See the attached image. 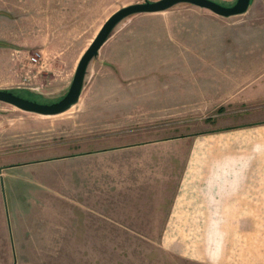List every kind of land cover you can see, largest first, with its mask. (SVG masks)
Listing matches in <instances>:
<instances>
[{
  "label": "rangeland",
  "instance_id": "obj_1",
  "mask_svg": "<svg viewBox=\"0 0 264 264\" xmlns=\"http://www.w3.org/2000/svg\"><path fill=\"white\" fill-rule=\"evenodd\" d=\"M144 1L0 0V89L40 103L61 100L70 87L47 88L32 81L25 83L27 89L17 86L14 58L23 56L28 68L37 69L30 66V58L41 52L40 62L46 56L61 69L66 56L57 53L80 50L82 58L112 14ZM213 1L227 7L237 2ZM249 10L247 23L254 20L232 43L264 48V0H252ZM202 15L219 20L191 5L125 20L91 65L81 102L66 113L40 116L0 103V162L29 164L0 177V232L4 230L6 240L0 244V264H208L185 257L200 252L198 238H191L189 249L165 247L164 232L149 230L152 225L140 214L134 223H97V213L108 217L109 208L102 210L93 198H79L85 189L97 188V157L47 161L50 156L123 145L151 153L156 150L146 147L154 141L201 133L218 120L241 122L232 106L217 117L222 111L218 105L223 100L228 104L233 92L215 86L219 70L205 63L206 42L202 38L195 47L199 37L190 38L189 20ZM241 16L226 19L240 22ZM218 41L215 33L214 46ZM238 67L252 70L243 60ZM199 85L207 86L204 93ZM200 97L204 103L197 102ZM198 107H209L205 116L216 121L206 125L202 113H192ZM181 234L188 237L190 232H171L173 238L166 243L181 242Z\"/></svg>",
  "mask_w": 264,
  "mask_h": 264
},
{
  "label": "crops",
  "instance_id": "obj_2",
  "mask_svg": "<svg viewBox=\"0 0 264 264\" xmlns=\"http://www.w3.org/2000/svg\"><path fill=\"white\" fill-rule=\"evenodd\" d=\"M249 13L250 10L243 14L240 22H230L217 15V23L213 16L207 15L201 18L192 16L189 20L192 23L190 38L199 37L194 42L195 47L203 38L206 42L205 63L219 70L215 86L233 92L228 97V104L223 100L218 105L222 111L217 117H224V108L232 106L240 113L241 122H215L205 116L209 107H198L192 113H202L200 116H205L206 125H209L207 121L215 122V125L210 123L212 127L191 136L154 141L146 149L155 152L133 147L135 145H123L47 159L48 162H64L97 157V188L95 190L91 185L93 188L85 189L83 196L79 197L93 198L102 210L109 208L108 217L97 213V223H134V216L140 214L152 225L149 230L164 232L162 245L165 247L189 249L187 245L191 244V238H198L200 252L184 254L187 258L208 264H264V116L254 117L264 114V48H241L232 43L239 40L244 27L254 20L247 23ZM215 33L219 37L217 46L213 43ZM62 53L67 58L62 59L65 65L61 69L46 56L36 65L30 61V66L37 69L28 68L23 56H16L13 68L20 75L15 80L17 86L27 89L25 83L31 85L32 81L47 88L68 89L81 59L78 57L80 50L74 55L68 52L57 54ZM231 57L234 59L229 60ZM251 59L258 60L254 62ZM242 60L249 63L252 70H240L238 66ZM27 72L32 73V78H25ZM40 73L44 79H39ZM199 87H203L201 91L204 93L207 86ZM197 102L205 101L200 97ZM4 163L0 162V177L5 176L7 170L29 165L23 162L4 166ZM154 196L155 202L151 203ZM135 209L140 211L135 213ZM174 231L190 234L188 237L181 234V242H175V245L166 243L173 238L171 232ZM5 241V233L1 229L0 244L4 245Z\"/></svg>",
  "mask_w": 264,
  "mask_h": 264
},
{
  "label": "water",
  "instance_id": "obj_3",
  "mask_svg": "<svg viewBox=\"0 0 264 264\" xmlns=\"http://www.w3.org/2000/svg\"><path fill=\"white\" fill-rule=\"evenodd\" d=\"M252 0H237L236 4L227 7L213 0H145L121 8L112 14L101 27L95 39L80 59L73 81L67 94L54 103H40L23 98L15 91L0 89V103L13 106L23 112L40 116H57L71 110L80 103L81 96L88 82L91 65L100 55L104 45L115 34L118 27L127 19L136 15H152L164 13L178 5H191L222 18H231L245 14Z\"/></svg>",
  "mask_w": 264,
  "mask_h": 264
},
{
  "label": "built area",
  "instance_id": "obj_4",
  "mask_svg": "<svg viewBox=\"0 0 264 264\" xmlns=\"http://www.w3.org/2000/svg\"><path fill=\"white\" fill-rule=\"evenodd\" d=\"M41 60V54L40 53H36L35 55H33L31 58H30V61L31 63L33 64H38Z\"/></svg>",
  "mask_w": 264,
  "mask_h": 264
}]
</instances>
